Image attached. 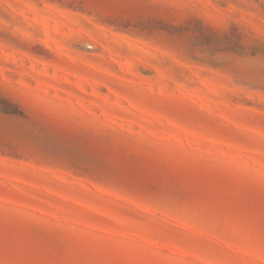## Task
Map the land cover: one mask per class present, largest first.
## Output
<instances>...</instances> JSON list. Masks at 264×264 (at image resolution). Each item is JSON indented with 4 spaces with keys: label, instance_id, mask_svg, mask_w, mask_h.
Returning <instances> with one entry per match:
<instances>
[{
    "label": "rangeland",
    "instance_id": "374dc122",
    "mask_svg": "<svg viewBox=\"0 0 264 264\" xmlns=\"http://www.w3.org/2000/svg\"><path fill=\"white\" fill-rule=\"evenodd\" d=\"M0 264H264V0H0Z\"/></svg>",
    "mask_w": 264,
    "mask_h": 264
}]
</instances>
